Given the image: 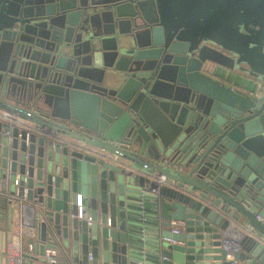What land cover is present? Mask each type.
<instances>
[{
    "label": "water",
    "instance_id": "1",
    "mask_svg": "<svg viewBox=\"0 0 264 264\" xmlns=\"http://www.w3.org/2000/svg\"><path fill=\"white\" fill-rule=\"evenodd\" d=\"M0 113L23 258L264 264V0H0Z\"/></svg>",
    "mask_w": 264,
    "mask_h": 264
},
{
    "label": "crops",
    "instance_id": "2",
    "mask_svg": "<svg viewBox=\"0 0 264 264\" xmlns=\"http://www.w3.org/2000/svg\"><path fill=\"white\" fill-rule=\"evenodd\" d=\"M207 72L213 76L221 77V75H223L222 72L220 73L212 68H207ZM232 83L236 84L237 81L232 80L228 82L229 85ZM25 124L32 127L30 124ZM70 141L74 143L73 140ZM161 180H163V178H161ZM6 198V194H0V264H37L36 262L23 258V255L29 253V239L34 238L36 235L35 230L30 228L32 225L31 207L25 200L17 205L14 204L12 206L13 210H10L9 217L7 218L4 216ZM11 233H18V235H16V238L10 239ZM225 237L228 240L229 251H236V244L240 238V233L234 227H231L230 230L225 233Z\"/></svg>",
    "mask_w": 264,
    "mask_h": 264
},
{
    "label": "built area",
    "instance_id": "3",
    "mask_svg": "<svg viewBox=\"0 0 264 264\" xmlns=\"http://www.w3.org/2000/svg\"><path fill=\"white\" fill-rule=\"evenodd\" d=\"M0 120H2V121H5L6 123H7V125L9 126V130H11L12 128H14L15 126H18V127H22V126H24L25 125V123L23 122V121H21V120H18V119H16V118H12V117H9V116H7V115H5V114H3V113H0ZM34 128V127H33ZM38 133H44V134H47V135H51L52 137H53V139H54V141H55V143H57V144H59V145H61V146H67V147H70V148H74L75 146H77L78 148H80L81 150H83V151H89V152H92V153H94L95 155H100V156H102L103 154H104V152L103 151H101V150H95V149H89L88 147H86L84 144H82V143H78V142H75L74 141V143H71L72 141H70V139H66V138H64V137H60V136H57V135H53L52 133H49V132H47L46 130H44V129H36V128H34ZM7 135H9V132L7 133ZM105 156H107V155H105ZM109 158L111 159V160H116V158L115 157H110L109 156ZM154 178L157 180V182L159 183V184H162L163 183V180H161V178L162 177H160V176H154ZM8 200H9V202H10V204L13 206L14 204H18V203H22V201L23 200H21V199H17L16 197H9L8 198ZM12 235L10 236V239H12V238H16V235H18V233L17 234H14V233H11Z\"/></svg>",
    "mask_w": 264,
    "mask_h": 264
}]
</instances>
